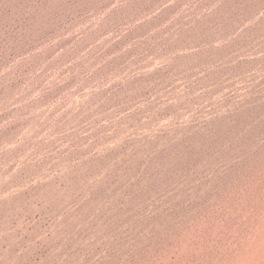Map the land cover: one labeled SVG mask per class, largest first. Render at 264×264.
Instances as JSON below:
<instances>
[{"label":"rangeland","instance_id":"374dc122","mask_svg":"<svg viewBox=\"0 0 264 264\" xmlns=\"http://www.w3.org/2000/svg\"><path fill=\"white\" fill-rule=\"evenodd\" d=\"M263 79L264 0H0V264H13V223L53 216L64 228L69 218L57 205L67 195L73 229L46 257L62 260L65 247L93 236L111 242L120 231L112 214L128 216L127 188L117 183L126 176L117 163L126 160L127 141L135 156L152 151L153 176L137 184L148 191L190 154L193 140L169 142L162 157L146 149L145 136L158 140L167 122L182 137L180 126L205 109L216 117L205 133L212 141L213 130L228 125L215 106L229 93L264 92ZM246 108L234 105L228 114ZM99 160L114 178L106 166L95 169ZM84 175L89 182L80 184ZM235 205L220 209L218 227L200 244L187 243L179 258L164 248L130 264H209L247 219L231 215Z\"/></svg>","mask_w":264,"mask_h":264},{"label":"bare ground","instance_id":"6f19581e","mask_svg":"<svg viewBox=\"0 0 264 264\" xmlns=\"http://www.w3.org/2000/svg\"><path fill=\"white\" fill-rule=\"evenodd\" d=\"M251 89L253 95L229 93L226 102L220 107L215 106L213 112L230 127L225 125L220 130L214 129L212 141L205 133L212 128L216 117L205 109H197L193 118L180 126L182 137L175 135L167 122L159 124L158 140L145 136L142 140L147 143L146 149L154 148L162 157L170 152L169 142L175 145L193 140L191 145L188 143L190 154L165 170L159 178L155 177L148 191L144 188L137 190V184L143 178L153 176L147 164L153 157L152 151L148 155L135 156L136 145L127 141L124 163L114 159L111 163L118 162L117 168L126 171L124 180L117 183L127 188H124L125 194L127 192L129 196L125 200L122 195L120 198L125 202L128 216L120 219L111 213L120 227L111 242L106 236L98 240L93 236L84 245L65 247L66 257L62 260L59 256V259L46 257L47 248L58 246L59 241L63 244L61 232L65 228L68 231L73 229L75 215H69L73 200L67 195L57 205L59 211L69 218L64 228L54 224L53 216L39 223H13V240H16L13 243V264H130L138 256L151 255L152 251L160 252L164 248L170 251L171 257L179 258L187 243L200 244L202 234L210 231L211 225L218 227L217 213L220 209L227 211L230 204L238 206L231 215L240 218L246 214L247 219L241 223L238 232L225 236L224 248L219 247L220 252L209 264H264V92L254 87ZM238 104L245 105L246 112L231 118L228 109ZM254 122H258L256 126L252 125ZM236 138L240 139L239 144H235ZM103 166H106L110 179L114 178L109 170L113 167L102 160L95 164V169L98 171ZM78 182L89 181L84 175ZM103 183L108 184L106 179ZM97 189L108 191L105 186ZM76 207L83 209L84 203L79 202ZM105 215L107 223L110 218ZM108 226L111 232L113 226ZM27 235L34 240L33 244L27 243Z\"/></svg>","mask_w":264,"mask_h":264}]
</instances>
